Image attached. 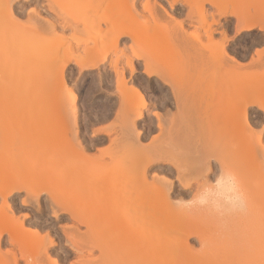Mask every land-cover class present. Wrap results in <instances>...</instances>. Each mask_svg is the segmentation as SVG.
Masks as SVG:
<instances>
[{
	"label": "rangeland",
	"instance_id": "1",
	"mask_svg": "<svg viewBox=\"0 0 264 264\" xmlns=\"http://www.w3.org/2000/svg\"><path fill=\"white\" fill-rule=\"evenodd\" d=\"M131 1L0 0V264H27L24 255L35 256L40 264L93 261L98 249L78 252L73 237L65 234H81L86 224L63 213L61 206L110 205L121 196L143 192L145 185L133 177L144 169L149 187L167 185L176 204L188 200L202 180L215 181L219 159L235 162L241 167L231 172L249 190L258 189L254 197L264 198L263 108L250 104L246 122L240 108L232 120L218 117L241 94L252 95L264 107V27L243 30L251 19L243 17L246 11L255 10L264 26V0H149L150 7L161 10L151 15L155 21L144 9L145 0H137L134 9ZM8 2L11 14L5 9ZM209 32L215 40L225 35L228 55L223 64L217 47L181 45L176 52L175 44L191 41V33L206 41ZM192 53L202 58L188 65ZM94 88L103 93V103ZM191 97L195 101L186 106ZM200 142L229 144L234 153L200 155L198 167L207 161L213 167L205 176L178 174L173 165L186 164ZM78 144L86 148L84 158L77 154ZM47 152L57 157L49 168L55 181L45 175L47 167L33 171L34 160ZM57 178H65L63 185ZM92 189L97 193L85 202L80 199L81 192ZM4 195L25 226L14 242L6 232L14 216ZM249 206L247 213L227 216L224 222L203 210L191 211L184 223L174 218L173 255L180 254L184 243L186 264H264V221L257 205ZM32 229L41 238L32 234L31 249L25 246L20 256L18 242ZM44 247L46 252L39 253ZM13 252L18 263L12 262Z\"/></svg>",
	"mask_w": 264,
	"mask_h": 264
},
{
	"label": "bare ground",
	"instance_id": "2",
	"mask_svg": "<svg viewBox=\"0 0 264 264\" xmlns=\"http://www.w3.org/2000/svg\"><path fill=\"white\" fill-rule=\"evenodd\" d=\"M131 2H132V4H130V3L129 4L131 5L132 9H134L135 6H136L137 0H132ZM217 3H219V2H217ZM9 4L10 3L8 2L5 9L7 10V12L9 14H11L12 8H11V5H9ZM150 6H149V0H145L144 9L148 12L149 15L148 14L147 15L150 18H152L151 15L154 14L155 10H157L159 7H157L156 5H154L152 7H150ZM254 7L255 6H253L252 8L255 9ZM248 8H249V6H248ZM163 10H164V15H166L165 14L166 13L165 12L166 9L163 8ZM220 10H222V9H220ZM245 10H248V9H245ZM159 11H161L160 8H159ZM253 11H254V13L253 12H250V11H249L250 12L249 13L248 11H246V15L243 16L245 18H247V17L248 18H251V19H249L250 20L249 23H247V24H245L243 26V30L244 31H249V30L253 29L256 25L258 26L259 29H262L264 27V26L259 25L258 22H257L258 19H256L257 17L259 18L261 16H257L256 13H255L256 11L255 10H253ZM238 12H239V10H238ZM145 18L147 19V16ZM152 19H149V20L152 21L151 23H153V20L155 21V19H153V20ZM259 20H260V18H259ZM180 24H182V22ZM142 26H143V24H142ZM142 26H140V27H142ZM168 28L169 27L166 28V31L168 30V33H169L171 30L169 31ZM139 30H140V28H139ZM181 30H182V28H181ZM119 34L120 33H118V35ZM134 34L137 36V34L135 33V31L132 34H130V35L134 37ZM156 34H157V32H156ZM163 34L164 33H162V35ZM172 34H173V32H172ZM174 34L177 35V33H174ZM223 34H224V32H223ZM141 35H143V34H141ZM180 36L182 38L183 35H180ZM190 37H192L190 39L191 41H189V38H188V40L187 39L185 40V42H184L185 44L183 42L178 43L179 45H177V44L174 43L175 46H177V47L174 46L176 52H177V50H179L180 48H182L181 45H186V46L192 47L194 49H197L200 46L203 47V48L204 47L205 48H208V49H209L210 46L217 47L216 49L219 50V53H218L219 54V57H218L219 58V64L221 65V64L224 63V61H225L224 57H225V55H228V53H227V51L225 49V40H226L225 35L222 38H220L218 40H215L212 37V33L209 32L206 41H204V39L201 38V36L199 35V33L198 34L197 33H191ZM135 38L136 37H134V39ZM137 38H139V36ZM164 38H165V36H164ZM174 38L177 39V37H175V36H174ZM164 40L167 41L166 39H164ZM169 41H170V39H169ZM169 46H171V45H169ZM169 48L170 49L171 48L173 49L172 46L169 47ZM151 50H153V48L150 49V52H151ZM197 54L196 55L193 54L192 56L190 55L188 57V65L193 64V63L194 64L195 63L197 64V62H198L197 60H200V58H202V57H200V54L199 53H197ZM174 57H176V56H174ZM105 58H106V56L102 57V59L100 58V61L102 62V60H104ZM194 59H195V62L193 61ZM189 69H190V67H189ZM212 71H214V70H212ZM210 75H212L211 72H210ZM210 78H212V80H213V75H212V77L210 76ZM208 81H209V79H208ZM208 81H207V83H208ZM172 90H173V88H172ZM175 92H176V89H175ZM138 95H140L141 96V99H143L142 97H144V96H143L142 92L138 91ZM189 95H190V93H189ZM239 95H240V93H239ZM241 95H240V97H238V95H237L236 97L238 99H236V101H234V99H233L232 100V101H234L233 103H232V101H230L232 103V106H231V109L229 108L230 110H228V112L227 111H224L225 114L223 112L222 113L223 115H221V116H218L217 115V116L220 119H223V120L226 121V119H230V118H233V117H237V116L234 115V113L237 114L238 109L240 108L241 109V112H240L241 114L240 115L242 116L241 118H243V120L246 122L247 119H248V106L250 104L257 103L258 106L260 108H263V110H264V107L258 102V100H255L252 95H249V94H247V96L244 95V94L242 96ZM208 96L205 95V97H208ZM236 97H234V98H236ZM208 99H209V97L208 98H205L206 101ZM193 100H194V98L191 97L188 100H185V102H186L187 105L184 104V103H183V105L190 106L191 104H193ZM205 100H204V98L199 99L200 102L201 101H205ZM142 101H143L142 102V107H144L146 104H145L144 100H142ZM227 104H230V103H227ZM141 112L139 113V116L142 115ZM208 114H211V112L208 113ZM202 117H203V115H202ZM205 117H207V116H205ZM210 119H212V117H210ZM216 119H218V118H216ZM230 120H232V119H230ZM227 129H228V127H227ZM222 133H226V130H225V132H222ZM244 134L246 135V133H244ZM224 139H225V137H224ZM78 145H79V147L77 149H78L79 153L77 151V154H81L82 155V158H84L83 156H85V155H83L82 153L85 152V149L86 148L85 147L83 148V146L80 145V144H78ZM187 145H188V143H187ZM198 145H200V146L197 147V150H196L197 153L192 154V157H191V155H189L190 156L189 157L190 160L186 164H181V165L180 164L179 165L177 164V165H175L173 163L174 164L173 167L176 166V169L175 170L178 171L177 172L178 174L181 175V174L186 173V172L187 173H193V174H195L196 172H198L199 173V176L200 175L202 176L203 174L205 176L207 173L213 171V167H212L211 164H209L208 161L205 162V163L203 162L202 167L201 166L198 167L197 164H196V161H197V158H199L200 155H204L206 157H209V156H211V154H214L215 155L217 152H219L223 156H225L227 154H230V153H234V147L232 145H229V144L228 145H225V146L219 145L220 148H217L219 146L216 147V145L213 146L212 144L205 143V142L204 143H201V144H198ZM188 150H191V149H188ZM263 150H264V148H263ZM47 153H46V155L44 154V155L39 156V157L37 156V158L34 160V162L32 161L33 162L32 163V166H33V169H34L33 171H36V172H39L43 168H46L47 167L48 169H45V170L43 169V170L46 171L45 172L46 173L45 175H48L49 176V179H50L49 181H52L51 179H54L52 175H55V173H54V170H52V168H51V170L49 168L50 167H54L55 163H57V161H56L57 157L54 154H50V152L48 154ZM261 156L264 159V153H261ZM218 166H219V169H217L218 170V174H220L223 169H227V170H230V171L234 170V172H236V168H239L240 169V167H241V166H239V164H237L235 162L227 163L225 161H222L221 159L218 160ZM48 170H50V171H48ZM145 171L146 170L144 169V171H141L142 173L140 172V173L136 174L135 177H133V176L129 177L130 175H127V179L128 178H131L132 179V177H133V181H134V179H136L137 181H140L143 185H145V188H144L143 192L140 191V192H136V193H131L129 195L121 196V197H119V199H117V201H115V203L110 204V205L109 204L108 205H98V206H95V205L86 206V205H84L82 207H76V206L75 207H68V206H64V205L61 206V211L63 213H67V214L70 215L71 218L76 219L80 223L86 224V231H84L81 234L80 233L79 234L78 233L77 234H75V233L73 234V232H70V231H66L65 232V234H70L73 237V240L76 243V249L78 250V252L79 251H82L85 248L86 249H89V250L98 249L99 252H100V255L97 257L98 259L96 258L93 261L91 260L88 264H174L175 262H177L178 264H186V257H185L186 256L185 255V252H186V249H187L186 244L183 243L182 246H180L181 247L180 248V252L178 251L180 253L179 255H176V256L173 255L175 250L173 249L172 244H171V235H172V222H173L174 218H175L176 221L184 223V222H186V219L188 217H190V212H189V215H188V213H185L184 211H180L177 208L176 204L171 201V194L169 193V191L167 189L168 188L167 185L164 184L165 185L164 187H162V186L161 187H158L159 186L158 185L157 186L158 188L155 187V189H153L154 188L153 186L152 187L150 186L151 187L150 188L149 187L150 183L147 181V177L145 175L146 174ZM215 173L216 172H213V174H215ZM37 174H39V173H37ZM50 176H52V178ZM61 178H60L59 181H58V178H57V183L58 182H61L59 184H62L63 185V182H65L64 181L65 178L64 179H61ZM191 178H192V176H191ZM190 179H189V181H190ZM55 180L56 179H54V181ZM240 180L241 179L239 178V181ZM241 182H243V181L241 180ZM184 184L185 185H189L190 182H186ZM243 184H241V185H243ZM244 185L242 186V188L244 190V193L246 195V198L248 196V200H246V210H245L246 213H247V211L251 207L249 205H252V207H253V203H255V205H257V207H258V213L260 215L259 219L262 218V221H264V198L263 197H260V196H255L254 197V193H258V189L257 188H254V189L249 190L248 188H246L247 186H244ZM59 187H60V185H59ZM11 190H13V189H10L9 188V192H7L8 195H9L10 192H12ZM95 192L97 193V190L96 191L93 190V189L92 190H86V191L81 192V194H79V197L82 200L83 199L86 200L87 198H89L92 195H94ZM184 194L185 193H180V195H184ZM4 197L5 198L3 200H5V201H3V202L4 203H7V197H6V195H4ZM54 197H52V198H54ZM6 206L4 204V207H6L7 209H9V212L11 213V216L13 217L14 216L13 215L14 209H13L12 204L7 203ZM7 211L5 210L6 213H7ZM10 213H8V214H10ZM240 213L241 212H235V213L229 214L227 216H230V219H231L232 216L233 217L234 216H238V215H240ZM8 214H6V215H8ZM227 216H225L223 218H220V220H222L224 222L226 220L225 218H227ZM14 217L16 218V216H14ZM13 218H11L9 220V221H11V223L12 222L13 223L12 224H9L11 226L6 228V229H8V230H6V232L8 231L7 234L9 235L10 240L12 239V241L14 242L16 240L15 238H17V234H18L17 231L20 230V228L23 229L25 226H24V224L22 225V223H21V222H23V220H21L20 218L19 219L16 218V222H15V220L12 221ZM210 218H212V217H210ZM8 219L9 218H7L5 220H8ZM19 220L21 222H18ZM216 220H218V218H216ZM260 221H261V219H260ZM222 223H220V224H222ZM224 224H226V223H224ZM223 227L224 226H222V228ZM226 227H228V226H226ZM263 229H264V224L261 225V230H263ZM33 230L34 229L28 230V231L26 230L27 232H25L26 234H25L24 238L22 237V239L19 240V242H18L19 245L17 246L18 248L17 247L16 248L18 250H20V253H21L20 256L21 255H24V253H26L25 252V246H27L26 247L27 249H28V246H29V248L32 247L33 244L31 246L29 245L32 242V238H33L32 237V234H33V236L36 235V238L39 236V233H37L38 230H34V231ZM224 232H222V234ZM245 234H246V232H245ZM237 235H238V233H237ZM239 235H242V232H240ZM38 238L40 240L41 237L39 236ZM43 240L45 241V239H43ZM50 243H51V241H50ZM45 247H46V245H45ZM45 247H44V250H42L39 253H42L44 251L46 252V249L47 248L45 249ZM33 252H34V250H33ZM41 255H40V257H41ZM27 256L28 255H24V258L26 257V263L27 264H40L39 263V259L35 258V256L34 257L33 256L32 257L30 256V258H28ZM178 256L180 258L179 259L177 258L176 261H175V257H178ZM36 257H39V256H36ZM12 262L18 263V257H17V253L16 252H13Z\"/></svg>",
	"mask_w": 264,
	"mask_h": 264
},
{
	"label": "clouds",
	"instance_id": "3",
	"mask_svg": "<svg viewBox=\"0 0 264 264\" xmlns=\"http://www.w3.org/2000/svg\"><path fill=\"white\" fill-rule=\"evenodd\" d=\"M180 211L203 210L218 218L246 210V195L238 177L230 170L223 169L215 181L206 179L188 200L176 202Z\"/></svg>",
	"mask_w": 264,
	"mask_h": 264
},
{
	"label": "snow or ice",
	"instance_id": "4",
	"mask_svg": "<svg viewBox=\"0 0 264 264\" xmlns=\"http://www.w3.org/2000/svg\"><path fill=\"white\" fill-rule=\"evenodd\" d=\"M93 93H94V95L96 96V98H97V100L99 102H101V103L104 102L105 97H104L103 93L99 89L94 88L93 89Z\"/></svg>",
	"mask_w": 264,
	"mask_h": 264
}]
</instances>
